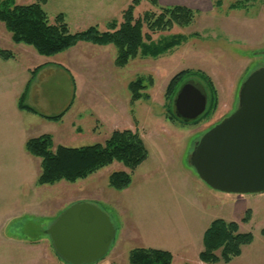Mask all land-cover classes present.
<instances>
[{"label":"rangeland","instance_id":"374dc122","mask_svg":"<svg viewBox=\"0 0 264 264\" xmlns=\"http://www.w3.org/2000/svg\"><path fill=\"white\" fill-rule=\"evenodd\" d=\"M40 1L15 2L29 5ZM79 1L47 0L42 9L50 22L64 12L71 33L89 27L105 31L109 22L95 25L77 18V9L82 7ZM210 1V10L194 11L189 24H173L150 35L156 45L180 37L174 47L156 58L139 54L122 68L115 66L116 49L111 45L100 48L106 46L78 43L66 54L45 57L29 46L14 43L0 23V50L13 55L8 63L0 57V264H67L56 256L45 231L76 202L95 204L115 226V240L99 264H128L129 252L136 248L168 251L173 255L172 264H204L192 245L185 247L169 234L184 223L198 229V223L216 219L237 223L239 231L251 233L253 240L229 263L215 264H264V193L237 195L212 190L189 163L194 144L234 112L241 84L264 66V0ZM129 2L110 1L115 6L113 21L121 22L118 8L124 11ZM158 8L140 0L134 17L142 18L145 12L157 15L161 12ZM85 9L95 14L94 22H101L109 12L90 4ZM143 33L149 34L145 27ZM49 65L63 67L69 75L61 69L54 73L45 70L26 91L30 79L27 69ZM182 71L198 73L190 80L200 83L207 93V105L197 122L184 124L170 116L168 84ZM71 79L75 98L61 121L49 122L26 112L17 117V100L23 91L25 104L32 102L39 114L59 115L73 94ZM138 79H143L146 87L132 101L128 85ZM212 97L215 106L208 113ZM123 130L140 136L146 160L134 171L114 162L74 183L38 186L40 159L21 148L22 142L41 135L52 137V151L58 146L80 148L102 144L113 131ZM119 171L130 175L127 190L116 191L108 185V177ZM197 203L209 209L204 221ZM245 216L247 223L242 222Z\"/></svg>","mask_w":264,"mask_h":264},{"label":"trees","instance_id":"16d2710c","mask_svg":"<svg viewBox=\"0 0 264 264\" xmlns=\"http://www.w3.org/2000/svg\"><path fill=\"white\" fill-rule=\"evenodd\" d=\"M16 0H0V23L10 33L11 40L16 44L29 46L40 56L51 57L83 42L95 46H113L116 49L115 66L125 67L131 59L139 54L144 57L156 58L164 54L180 41L175 37L173 41L165 45H156L151 42V34L169 29L173 24L187 25L194 16V11L184 6H159L158 0H147L154 7H159V14L145 12L142 18L134 17V10L140 0H132L130 5L122 12L121 22L110 21L106 30L101 32L97 27L71 33L63 14H58L50 22V18L42 9L46 0L29 5H16ZM149 32L143 33V28ZM0 57L7 61L13 58L8 51L0 50ZM43 66L34 68L26 86H29L37 71ZM198 73L182 71L171 79L168 84L167 94L171 102L170 116L178 120L173 113L172 100L178 88ZM200 76V75H197ZM204 80V77H198ZM194 80V79H193ZM209 90L213 93L211 83L206 80ZM143 79H138L128 85L131 100L140 97V91L144 89ZM26 91L18 99V109L37 114L32 108L24 104ZM211 108L215 106V98L212 97ZM206 113L203 114L205 118ZM64 113L57 116H42L49 121H59ZM199 118L193 122H197ZM182 122V121H180ZM184 123V122H182ZM185 124V123H184ZM52 137L41 135L25 142V152L40 159L41 173L37 179L38 186H52L59 182L74 183L83 180L95 172L110 166L114 162L120 163L129 171H134L147 158L146 147L136 132L130 130L113 131L110 137L102 144L83 146L80 148H68L58 146L52 148ZM131 184L130 175L123 172H113L108 177V185L111 189L122 191ZM248 217L242 219L247 223ZM264 236V230L262 231ZM251 233H241L235 222H226L222 219L213 220L205 230L202 238L203 249L198 255L200 262L215 264L219 261L229 263L232 259L240 256L242 248L251 244ZM220 251L217 255L216 252ZM173 257L170 252L151 248H136L129 252L128 264H172ZM189 264V263H183Z\"/></svg>","mask_w":264,"mask_h":264},{"label":"water","instance_id":"95a60500","mask_svg":"<svg viewBox=\"0 0 264 264\" xmlns=\"http://www.w3.org/2000/svg\"><path fill=\"white\" fill-rule=\"evenodd\" d=\"M207 105L205 88L185 81L173 100V113L184 123L197 120ZM190 166L212 190L224 194L264 193V66L241 84L233 113L207 130L194 144ZM56 256L67 264H94L110 250L115 226L95 204L76 202L45 231Z\"/></svg>","mask_w":264,"mask_h":264},{"label":"crops","instance_id":"0c3cea01","mask_svg":"<svg viewBox=\"0 0 264 264\" xmlns=\"http://www.w3.org/2000/svg\"><path fill=\"white\" fill-rule=\"evenodd\" d=\"M110 1L111 0H80L79 1L80 7L81 6L82 7L77 9V13L76 14H80L79 15L80 17H77V18H79L80 20L86 19V21H90V22L94 23L95 25H102V24H104L106 22H110L112 20H115L114 19L116 17L115 16L116 14L114 13L115 12V6L113 7V5L109 4ZM128 1L131 2L132 0H128ZM46 2H47V0L45 1L44 5L46 4ZM130 2H129V4H130ZM89 4L94 6L95 9H101V8H102V10H104V8L107 9L109 11L108 15H107V18H104L103 20L101 19L102 20V21L100 20L101 22H94L95 19L93 17L95 16V14L91 13V10L86 11V9H85V7L89 6ZM106 4L108 5V7H107ZM158 4H160V5L164 6V7H169L170 5L171 6L179 5V6H184L186 8H189V9H191L193 11H199V10L208 11L211 8V1L210 0H158ZM118 9H119L118 13H122L123 9H121V7H119ZM60 13L63 14L65 19H66V14L64 12H61V11H60ZM78 45L87 46V47H90V46L94 47V45H91V44H88V43H79ZM108 47H110V45L106 46V47H100V48H108ZM61 54H66V52L61 53ZM9 61H11V59H9V60H7L5 62L8 63ZM33 69H27V72L30 73V76H31V71ZM59 69H61L63 71L65 70V72H67V75H69V71L66 70L65 68H63V67L57 68L55 65H49L48 67H45L44 69L41 68L39 71H37L32 81L35 80V78L38 76V74L40 72L48 70V71H51L52 73H54V72H58V71H55V70H59ZM59 74H62V73L59 72ZM28 81L29 80H27L25 86H27ZM71 82H72V85H73V94L71 95V99H70L69 103L67 104L66 108L64 109V111L61 112V113H64V115L70 109V107L72 106V104L74 102V98H75V96H74L75 86H74L73 79H71ZM30 84H29V86H30ZM29 86L27 87L26 91L29 89ZM21 94L18 96V99L21 96ZM25 99H26V97H25ZM28 103H30V104H25V100H24V104L26 106H28L29 108H32L34 111H36L31 106V105H33V103L30 102V101H28ZM23 112L24 113L26 112L27 114H32V115H38V116L41 115L37 111H36L37 114H33L31 112L20 111L18 109V113L19 114H17V117H19L20 114L23 113ZM42 116L52 117L50 115H42ZM62 118H61V120H62ZM61 120H59V121H61ZM99 120L102 121L101 119H99ZM47 121H49V120H47ZM49 122H55V121H49ZM25 142L26 141L22 142V144H21L22 145L21 148H23V151H24ZM198 207H199V210L201 211L200 218L202 219V221H204L205 218H206V214H207L209 209H207V207L202 205V204H198ZM211 222L207 221L206 224H201L200 223V225L198 223V229H193V227H189L187 224L184 223L183 225H179V228L176 229L177 231H174L172 234H169V235H173V238L177 242H181V244L185 245V247L188 246V245H192V250L196 251V253L198 255L201 252V250L203 249V245H202L203 234H204L205 230L208 228V226H209V224ZM94 264H99V263L96 262Z\"/></svg>","mask_w":264,"mask_h":264}]
</instances>
